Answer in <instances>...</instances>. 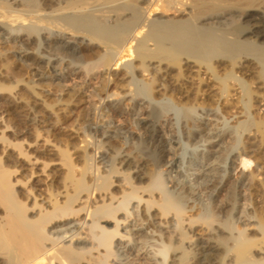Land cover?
<instances>
[{
  "label": "bare ground",
  "instance_id": "6f19581e",
  "mask_svg": "<svg viewBox=\"0 0 264 264\" xmlns=\"http://www.w3.org/2000/svg\"><path fill=\"white\" fill-rule=\"evenodd\" d=\"M0 60L3 112L26 120L0 113V264H264V0H0ZM57 104L103 127L83 122L79 148L29 143V127H67ZM218 111L232 126L208 136L199 119ZM226 138L241 139L219 151L237 150L229 214L213 200L224 170L199 162ZM196 143L187 176L177 156Z\"/></svg>",
  "mask_w": 264,
  "mask_h": 264
},
{
  "label": "rangeland",
  "instance_id": "374dc122",
  "mask_svg": "<svg viewBox=\"0 0 264 264\" xmlns=\"http://www.w3.org/2000/svg\"><path fill=\"white\" fill-rule=\"evenodd\" d=\"M0 62H1V60H0ZM1 64H2V62H1ZM1 67L2 66L0 65V69H1L0 71H2V69H3V67L2 68ZM11 81H12L11 79L5 80V83L7 82L6 84H8ZM81 83H82V79L80 77H78V76H69V80L65 84L67 86L65 89H67L68 91L74 90L75 88L80 87L81 86L80 85ZM48 89H49V91H51L52 95H50V96L47 97L46 102L49 103V104H54V106H55V104H56L55 103L56 102L55 100L58 98L59 91L57 90V88H55L54 90H50V88H48ZM85 92H86L85 95H87V96H85L86 98L84 100L91 101L93 103L96 102V100L94 101V98H90L89 97L90 96V91L88 92L86 90ZM18 93H21V98H28V97H30V96H28V92L26 90H24V88H21V90ZM63 100H68V97H63ZM10 101H11V96H0V113H1L2 116H4V118L6 120H10L9 121L10 124L14 125L17 129H22L23 130V128L26 127V124H25L26 120L22 116L23 114H20V115L17 114L16 115V114H12V112H7L6 113L7 115H5V113L3 112L5 110L4 108L7 106V104H10ZM107 103L112 104L113 107L116 104L115 102L113 103V98L112 99L110 98L108 100L105 99L104 102H103V104H107ZM63 104H66L65 101H63ZM56 106H58V107H56V110H59L60 117L63 120L68 121L67 122V124H68L67 127L64 128L65 126H62L61 128H64V129H62L61 131L60 130H57L56 132H51V134L49 132H47L49 128H46L47 129L46 130L45 127H44V125H40L39 126V128H40L39 129V133H38V131L36 130L35 127H29L28 133L26 134L27 136L25 135V138H26V140L29 143H33L36 139L37 140H44V139H46V141H48L47 143L49 145H54L55 144L58 147H61L62 149H64V146L66 144H68V143H69L70 146H76V147L79 148L82 145V143L80 142V140H81V137L83 135L82 132L84 131V129L83 130H80L82 128L81 127L82 126L81 124H84L83 122L88 121L86 123L89 124V128H91V127L92 128H95V127H98L100 125V123L101 124L104 123V121H103L104 119H101L102 115H100V113L98 111L93 110L95 108H92L91 107V109H90V107H88L87 105L85 106V104L82 107L83 109L81 110V108H80V111L76 112V114L71 112V109L72 108H70V107L67 109L65 107V105H58L57 104ZM36 110L38 112V119L40 121H47V124H49V123H51V122L54 121L52 119H47L48 118L47 117L48 115L41 108H36ZM107 111L108 110H106V112ZM217 113H218V115L217 114L216 115H213V116L211 115L210 117L209 116H204V117L202 116V117H200L201 119H199V121L201 120L200 123L205 125V127H204L205 130H206L205 133L208 134V136L210 134H213V133L217 132V131L227 132V131L230 130V127L232 126L230 120L227 121L226 118L219 111ZM194 115H196L195 117H197L198 116V111H196ZM228 115L230 116L231 114L229 113ZM228 115H226V117H228ZM89 118H91V121H89L90 120ZM102 121H103V123H102ZM113 122L115 124H112V125H117V126H121V124L123 125L124 122H125V124L128 123L125 120H118V121L116 120V121H113ZM101 126L102 125H100L99 127H101ZM174 127H175V133H173L174 131L172 133H170V132L167 133L168 135H166V139H168V140L169 139L178 140L179 142L182 143V144L180 143L181 145H184V140L182 139V137L180 135V124H177V127H176V124H175ZM70 128H72V129H70ZM72 130H74L75 134H74V132ZM36 133H37V135L39 134L40 139H38V136L36 135ZM52 133L53 134L56 133L57 136L54 137L52 135ZM176 133H177V135H176ZM67 134L70 135V137H65V135H67ZM51 135H52V137H51ZM71 136H72V138H71ZM177 136L179 137V139H178ZM233 140H235V142L236 141L239 142V140H237L236 138L235 139H233V138L232 139L226 138L224 141L220 142L221 144L219 143V147L216 148L214 154L211 155L208 158V160L207 159L206 160L205 159H200L199 160L200 165H204L205 164V166H207V167H219L220 166L219 168H221V169L224 170V174H223L224 176H223V179L221 181V185H219V187L222 186V188H217L216 193H214L216 195L213 194V196H214L213 197V200L214 201H217L219 203L221 202V203H223L225 205H229V206H227L228 207L227 208L228 214L230 212L229 210L232 207L231 205H233V204L236 203L235 201H236V194H237L236 182H235L236 180H235V178L233 176L232 177L229 176V178L227 179L228 172H230L229 171L230 169L228 168V165H229V160L228 159L232 155V153L233 152H236L237 150L235 151V149H233L232 150V153L231 152H228V153H230L229 155H228V153H225V152H224V155H221L219 151H224V150L230 149V148L232 149L233 144H231V142L233 143L234 142ZM206 141H209V139L206 138ZM240 143H241V139H240L239 144ZM109 145H110L109 148L113 149L112 151H115L116 149L119 148V141L117 140L116 137L114 139L112 138V141L109 143ZM202 146H203L202 144L196 143L195 146L194 145L188 146L186 148V151L184 153L179 152V154L182 157L179 154H178L177 157L179 159H182L181 161H183L182 162V165L183 166H181V168L182 167L183 168L182 169L180 168V169H181V171L182 170L183 171H186V175L187 176L193 175V174L195 175V174H197V171L194 170V167H192L189 170H187V168H186V166H187L186 165V159H187V157L189 158V154L191 155V154L194 153V154L197 155V154L201 153L202 150H203V148H204ZM237 147L240 148L241 146L240 147L237 146ZM226 151H228V150H226ZM36 154L34 153L33 155H36L38 158H40L41 162H45L46 161L49 165L52 164L50 166V168H52V170H54V168L56 170L58 169L56 167V165H55L58 162V158L56 156H50V155L41 154V153H39V154L36 153ZM224 156H226V157L224 158ZM207 173L208 172H205V174H207ZM57 174H59V172L58 173H55V175H57ZM221 175H222V172H221ZM170 176L175 179V178H177V173H171ZM17 179L27 182V180H28V172L26 170H24V171L21 170V174H20V176L17 175ZM203 179H204V177H203ZM181 180H183L182 182L185 183L187 179L186 180L185 179H181ZM188 180H189V178H188ZM150 243H152V245L154 244V246L158 245V242L155 241L154 239L153 240H150Z\"/></svg>",
  "mask_w": 264,
  "mask_h": 264
}]
</instances>
